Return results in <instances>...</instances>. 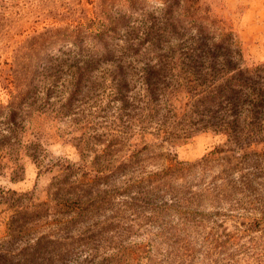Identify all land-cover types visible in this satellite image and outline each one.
<instances>
[{
  "label": "rangeland",
  "instance_id": "obj_1",
  "mask_svg": "<svg viewBox=\"0 0 264 264\" xmlns=\"http://www.w3.org/2000/svg\"><path fill=\"white\" fill-rule=\"evenodd\" d=\"M129 2L0 0V103L3 104L15 93L10 68L17 49L34 35L51 27L83 25L91 30L109 26L114 31L111 34L118 36L106 48L98 44V49L94 47L90 51L100 60L93 68V80L100 86L85 89L71 111L57 114L55 110L62 109L68 97V83L64 82L67 77H63L59 84L65 86L58 87L61 97L56 96L57 92L51 96L54 106L45 107L44 113H33L30 117L33 124L27 123L24 141L42 144L39 153L43 162L35 163L23 150L17 173L0 175V186L18 192L33 191L40 200L57 205L63 198L76 197L64 190L58 195L60 199L51 201V192L57 189L53 182H57L55 177L61 175V170L59 167L47 170L50 161L69 159L83 162L89 168L108 166L109 172L119 159L131 157L134 143L141 141L148 148L135 170L122 176L112 175L93 186L81 185L80 174L71 176L68 184L63 183L62 188L78 186L69 191L73 194L77 191L83 199L98 203L89 215L92 218L72 229L73 236L86 231L89 237H83L87 244L66 264H228L235 261L258 264L257 259L264 260V224L249 229L248 223L264 216V161L252 156L254 151H264V143L238 146L227 134L211 130L194 131L187 140L172 142L165 140L156 122L143 124L146 132L142 138L140 119L132 107L133 97L141 92L142 86L131 85L128 102L117 99L115 74L118 71L123 77V70L131 72L128 63L119 64L130 24H139L143 14H156L163 5L160 0H139V12L134 13ZM201 2L204 7L210 6L240 36L251 60L264 61V0ZM122 17H129L130 22L118 24ZM72 50L71 43H58L46 50L36 66L41 67L47 56L66 57L63 52ZM77 144L82 145V150ZM218 146L231 149L212 154ZM170 158L197 165L186 176L163 179L168 188L158 186L159 182L154 185L156 188L153 184L146 187L139 183L142 177L170 166ZM258 168L262 172L259 175ZM17 197L9 193L2 198L0 194V209L6 206L5 201ZM182 211L203 215L187 220ZM52 219V215L37 219L35 236L45 233V223H51ZM5 230L6 225L0 224V238Z\"/></svg>",
  "mask_w": 264,
  "mask_h": 264
},
{
  "label": "trees",
  "instance_id": "obj_2",
  "mask_svg": "<svg viewBox=\"0 0 264 264\" xmlns=\"http://www.w3.org/2000/svg\"><path fill=\"white\" fill-rule=\"evenodd\" d=\"M129 1L131 12H139V0ZM160 1L163 6L156 14H143L141 24H130L119 64L128 63L131 72L123 70V77L118 71L115 74L117 99L128 102L131 85L140 83L142 86L132 104L136 118L140 119L142 138L146 132L143 124L156 122L157 130L165 140L172 142L185 141L194 131L211 130L227 134L238 146L264 143V61L251 60L240 36L210 6L204 7L201 0ZM125 21L130 22V18H119L118 24ZM111 33L114 31L109 26L92 30L83 25L51 27L17 49L10 68L15 93L8 103H0L1 176L17 173L23 150L35 163L43 162L39 153L42 144L24 141L27 123L33 124L30 117L35 112L44 113L45 107L54 106L51 96L57 92L56 96L61 97L60 88L65 85L59 82L63 77H67L64 82L68 83V97L62 109L55 110L57 114H67L85 89L101 85L93 80V68L100 60L90 51L94 47L98 49V44L106 48L118 37ZM58 43H71L74 51L63 52L66 57L47 56L41 67L36 66L46 50ZM128 60L134 61L129 63ZM77 147L82 150L81 144ZM147 148L141 141L135 142L130 150L131 157L119 159L109 172L106 171L108 166L89 168L83 162L69 159L50 161L47 170L54 167L61 170V175L55 177L57 182H53L57 189L51 192V201L60 199L58 195L64 190L76 197L63 198L57 205L40 200L33 191L18 192L0 186L2 198L9 193L18 195L12 201H5L6 206L0 209V224L6 225L5 235L0 238V264H66L72 261L76 252L87 244L83 237L88 234L80 231L73 236L71 231L92 218L89 215L98 203L83 199L77 191L74 194L69 191L78 186L64 189L63 183L68 184L71 176L80 174L83 177L81 185L93 186L112 175L127 174L139 166L140 157ZM229 149L231 147L218 146L211 153L219 154ZM252 156L264 161V151H254ZM170 163L165 170L142 177L139 183L146 187L153 184L156 188L154 185L159 182L158 186L168 188L169 184L162 183L163 179L186 176L197 165L175 158H170ZM256 171L257 175L262 173L261 168ZM182 213L187 220L203 215L196 211ZM49 215L53 219L45 223L47 231L35 236L38 232L35 221ZM261 224H264V216L254 219L248 226L255 229ZM257 263L264 264V260L259 258Z\"/></svg>",
  "mask_w": 264,
  "mask_h": 264
}]
</instances>
